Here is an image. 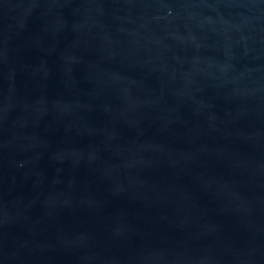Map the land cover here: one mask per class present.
<instances>
[{
    "label": "water",
    "instance_id": "1",
    "mask_svg": "<svg viewBox=\"0 0 264 264\" xmlns=\"http://www.w3.org/2000/svg\"><path fill=\"white\" fill-rule=\"evenodd\" d=\"M0 264H264V0H0Z\"/></svg>",
    "mask_w": 264,
    "mask_h": 264
}]
</instances>
